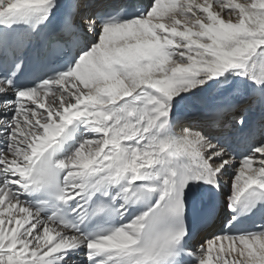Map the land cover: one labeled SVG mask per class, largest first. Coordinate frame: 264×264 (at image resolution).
I'll return each instance as SVG.
<instances>
[{
  "label": "snow or ice",
  "instance_id": "6c2138e0",
  "mask_svg": "<svg viewBox=\"0 0 264 264\" xmlns=\"http://www.w3.org/2000/svg\"><path fill=\"white\" fill-rule=\"evenodd\" d=\"M0 264H264V0H0Z\"/></svg>",
  "mask_w": 264,
  "mask_h": 264
},
{
  "label": "bare ground",
  "instance_id": "6f19581e",
  "mask_svg": "<svg viewBox=\"0 0 264 264\" xmlns=\"http://www.w3.org/2000/svg\"><path fill=\"white\" fill-rule=\"evenodd\" d=\"M238 2H240V0H238ZM225 246L227 247V242H225Z\"/></svg>",
  "mask_w": 264,
  "mask_h": 264
},
{
  "label": "rangeland",
  "instance_id": "374dc122",
  "mask_svg": "<svg viewBox=\"0 0 264 264\" xmlns=\"http://www.w3.org/2000/svg\"><path fill=\"white\" fill-rule=\"evenodd\" d=\"M240 2H243V0H240Z\"/></svg>",
  "mask_w": 264,
  "mask_h": 264
}]
</instances>
